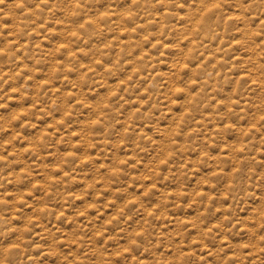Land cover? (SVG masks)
I'll list each match as a JSON object with an SVG mask.
<instances>
[{
	"label": "clouds",
	"instance_id": "obj_1",
	"mask_svg": "<svg viewBox=\"0 0 264 264\" xmlns=\"http://www.w3.org/2000/svg\"><path fill=\"white\" fill-rule=\"evenodd\" d=\"M208 2L217 7L204 14ZM7 19H12L13 26L5 23ZM18 20L22 23L17 24ZM41 25L46 33L50 26L69 45L59 64L56 48L41 51L32 35ZM5 29L14 34L11 41ZM124 29L127 42L121 44L119 33ZM189 36L198 41L191 52L181 45ZM260 36H264V0H0V49L4 50L0 52V107L7 103L4 85L19 79L20 60L29 73L40 71L50 85L41 88L33 75L31 84L17 86L21 98L25 94L33 97L35 110L26 112L29 121L43 117L47 123L50 118L55 125L51 133H38L29 140L33 150L28 153L17 151L8 158L0 150V264H44L45 252L55 256L57 264H77L78 257L81 264H113L111 258L105 260L109 248L97 240L96 233L103 236L107 232L104 239L115 238L117 229L125 234L127 247L136 256L133 262L122 253L123 264H141L142 258L147 264H161L162 257L168 259L165 248L172 250L175 260L182 252L177 237L185 240L188 226L177 219L166 231L164 217L169 213L186 215L189 207L196 213L191 227L197 229L201 245H211L215 251L211 260L208 255H193L185 257L183 264H226L229 251L236 259L227 264H264V255L247 259L242 248L231 244L232 238L239 237L240 228L247 226L245 235L252 250L264 249V193L255 203L256 189L264 188V40H259ZM113 38L115 42L106 49L100 47ZM234 39H240L241 48H231ZM221 40L225 41L219 49L222 62H204L202 54L212 52L215 56L212 46ZM165 47L176 51L165 54ZM75 49H82V54L69 56ZM146 50L148 55H144ZM237 53L247 58L235 61ZM165 55L172 67L161 72ZM96 58L104 63H91L97 70L88 74L81 64ZM129 61L138 68L131 80L126 79ZM184 66H189L186 71ZM240 72L249 78L237 82ZM119 79H124L123 86L109 85L110 80ZM253 79L255 87L250 83ZM57 84L60 90L53 92ZM100 88L106 91H96ZM142 90L145 96L140 95ZM90 92L96 95L92 97ZM80 100L84 103L77 104ZM90 101L87 123L81 124L78 117ZM20 123L23 126L24 120ZM73 126L80 128L78 147H73ZM6 127L12 129L10 141L22 130L0 117V133ZM27 127L32 128V123ZM221 147L227 148L226 156ZM46 156L53 158L61 173V178L51 183L49 178L56 172ZM141 161L146 162L143 168ZM16 164L23 166L22 172L13 168ZM78 172L94 177L89 191L80 192L92 196L91 207L99 211L107 206L96 199L98 195L105 201L111 196L116 202L115 215L109 219L111 229L97 227L84 208L71 216L72 230L65 232L69 217L63 213L77 207L76 194L70 193ZM145 177L151 178L153 186L161 184L162 190L151 191ZM38 179L47 187H29V192L40 193L32 196L31 213L26 211V200L18 203L23 192L16 191L8 199L9 183L30 186ZM96 180L109 189L107 195L97 188ZM205 183L208 191L199 194ZM130 185L147 190L135 204L131 203L134 194L129 192ZM169 188L174 189L171 196ZM153 198L156 208L148 216ZM193 200L195 206L188 203ZM249 201L253 207L245 219L241 210ZM80 215L89 223L81 222ZM130 216L135 224L132 231ZM61 237L66 245L60 244Z\"/></svg>",
	"mask_w": 264,
	"mask_h": 264
},
{
	"label": "rangeland",
	"instance_id": "obj_2",
	"mask_svg": "<svg viewBox=\"0 0 264 264\" xmlns=\"http://www.w3.org/2000/svg\"><path fill=\"white\" fill-rule=\"evenodd\" d=\"M217 7L216 4L208 2L206 7L204 8V13L205 14H209L213 11V9H215ZM228 19H232V17H228ZM88 21L86 20L85 23H87ZM6 24H8L9 26H13V21L12 19H7L5 21ZM22 23V21H17V24ZM227 23V21H226ZM43 25H41V29L39 32H36L35 30H33V37L36 41V43L38 44V47L41 51H48L50 50L52 47H55L57 52L56 55L58 57L57 59V63L59 64L61 62V53L69 48V45L65 44L63 42V40L59 37L56 36L50 26H49V32L46 33L43 31ZM195 31V29H194ZM5 34L8 35L9 40L11 41L13 39V33L9 30V29H5ZM49 35H52V39H49ZM120 37H121V44L126 43V36H127V30H121V32L119 33ZM74 38V37H72ZM191 39V43H188V40ZM259 40H264V36H260L258 37ZM115 40L113 38V40L109 41L108 45H100V47L102 49H106L110 44L114 43ZM170 43L169 42H166ZM225 41L221 40L219 42V44H214L212 47L216 49V55L213 56L212 52H207L202 54V60L204 62L207 61H214L215 63L219 64L222 62V60L224 59L222 53L219 51V49L224 45ZM198 44V41L194 38H192L191 36H189L188 38L184 39L183 41H181V45H187L188 51L191 52L193 48H195ZM25 46H27V44H25ZM95 47V44L93 45ZM158 46V42L154 43L152 45V49L153 51L155 50V47ZM231 48L233 50L235 49H239L241 48V41L240 39H234L231 42ZM3 49H0V52H3ZM168 51H172L175 52L176 48L172 47H165L164 52L165 54L168 53ZM20 49H17V54L19 55ZM83 52L82 49H75L74 52L73 51H69V56L76 54V55H81ZM149 53L147 52V50L145 51L144 55H148ZM205 57L207 58V60H205ZM247 57L237 53L236 56L234 57L235 61H240V60H244ZM91 63H95L96 65H101L104 63L103 60H100L99 58H96L93 61H84L81 64V67L83 69L87 70L88 74H91L92 72L96 71V68H92L89 65ZM17 64L20 65V67L16 70V76L19 77L18 80L16 81H10L9 83L4 85L3 88V92L7 93L6 96V100L7 103L3 106L0 107V117H3L5 120H10L12 122V124L15 126L16 129L20 130L16 133L15 137L13 138L12 141H10V137H13V133H12V129L6 127L5 130L0 133V150L4 151V155L7 156L8 158H13L15 156V153L17 151H22L24 153H28L30 151L33 150V145L31 143H29V140L34 137L37 136L38 133L39 134H48L51 133L54 129H55V125L52 123V120L49 118L47 123H45V120L43 117H36L34 119H32L31 121H29L26 112L27 111H34L35 108L33 106L32 103V98L30 96V94H25L23 96V98H21V93L17 90V86H23V84L26 82L28 84L32 83V79H33V75L36 77V79L39 82V85L41 88L45 87L46 85H49V82L46 81L45 79L42 78V73L40 71L35 72L34 74L29 73L27 71V67L21 63L20 60H17ZM170 63H168L167 59H166V55L165 58L162 59V62L160 64V71L161 72H166L170 66ZM31 66V61L28 62V67ZM127 67L129 69L128 74L126 79L131 80L135 74L138 72V68L132 66V62L129 61L127 64ZM189 66H186V68H188ZM195 67H199V65H196ZM53 71H55V68L52 69ZM7 75H8V69H5V79H7ZM248 74L246 72H240L239 75L237 77H235V79L237 80V82H239L240 80H245L248 79ZM64 79H70L69 77H65ZM141 79H143V76H141ZM251 86L255 87L257 84V81L255 79L251 80ZM109 85L114 86V87H120L124 85V79H119V80H110L109 81ZM50 86V85H49ZM60 90V86L59 84H57L54 88H52L53 92H58ZM96 91L100 92V93H104L106 91L105 88H100L97 89ZM227 91V90H226ZM68 94L71 95L72 94V90L68 89L67 90ZM112 93H109V95H111ZM90 96L94 97L96 95V92H90L89 93ZM141 96H145L146 92L145 91H141L140 92ZM218 100L220 99L219 97L217 98ZM0 103H3V101H0ZM84 103L83 100L77 101V104H81ZM91 101L87 104H84V109L82 114L78 117L81 124H86L87 121L85 120V116L88 114V108L91 107ZM133 103H136V101H133ZM141 107H143V104L140 105ZM173 107H175V105H173ZM20 119L24 120V125L22 126L20 123ZM60 121V117L57 116V122ZM28 123H32L33 127L32 128H28L27 124ZM93 123H95V121H93ZM72 131V136L74 141H76V143L73 145V147H78L79 146V141H80V128L77 126H73V128L71 129ZM20 137H26L27 139H20ZM13 142H14V147H13ZM232 143H235V141H232ZM64 149L62 148L61 151H63ZM220 152H223L225 154V156L227 155V148L226 147H221ZM220 152H217L216 155H219ZM69 155H71L72 153L69 152ZM93 155H95V150H93ZM262 159H264V157H261ZM25 159H27V157L25 156ZM46 162L52 164L53 166V171L56 172V176L55 177H50L49 178V182H54L57 181L61 178V173H60V169L58 166L55 165V162L53 160V158L51 156H46ZM85 167H87V158L84 159L83 161ZM100 163H104L103 161H100ZM141 168L146 166V162L145 161H141L140 165ZM13 168L17 171V172H22L23 171V166L20 164H16L13 165ZM194 171H198V170H194ZM9 174L10 171H9ZM35 175V173H34ZM66 175V174H65ZM94 177L91 176L88 173H77L76 175L73 176V180H72V192L70 193V195H72L73 193L76 194V208L74 209H65L63 215L64 216H68L69 220L66 221L65 224V232L71 231L72 230V224H71V216L75 213L81 212L84 208H87V216L92 217L95 222H96V226L99 227L100 225H105L108 229L112 228V225L109 223V219L111 217H113L115 215V212L113 210L114 205L116 202H114L111 198V196H108V199L105 201L104 200V196L103 195H98L96 197V199H98L102 205H107V206H103L100 208V210L98 211L96 208L91 207V201H92V196L88 195V196H82L80 195V192H88L90 189V185L91 182L93 181ZM87 181V182H86ZM145 183L148 184L149 189L153 192H158L159 190H162V185L161 184H157L155 186H153L151 184V178L150 177H145ZM193 183H194V177H193ZM264 183V182H262ZM102 185V180H96V186L97 188L100 189L101 193H104L105 195H107V193L109 192V189L101 187ZM29 187H47V185H43L41 183V181L38 179L36 180L32 185H27L26 183H20V184H12L9 183L8 184V199L11 200L13 198V194L16 191H21L24 193V197L18 199V203L19 204H23L25 202V200L28 202V207L26 209V211L28 213H31L33 211L32 208V196L36 195L39 196L40 193H31L29 192ZM187 187V186H185ZM215 187V186H213ZM147 190L141 186V185H135L129 186V192L133 193V198L131 200L132 204L137 203V198L142 194L145 193ZM174 189L169 188L168 189V194L169 196L172 195ZM208 191V185L207 183L204 184V186L200 189V193L199 194H203L205 192ZM264 193V188H260L258 187L256 189V197H255V203L259 202V197L260 195ZM214 198V195L213 197ZM122 203V202H121ZM145 203H148L147 197L145 198ZM189 204H191L192 206H195V201H189ZM183 206V204L181 205ZM253 207V201H249L245 206L244 209L241 210V215L245 218L248 219L249 216L251 215V213L248 211V209ZM156 208V203H155V199L153 198L152 201V207L147 209V215L151 216L153 214L154 209ZM41 211H43V207L40 209ZM117 211L120 209H116ZM185 213H181L180 216H176L173 215L172 213H169L167 216L164 217V225H165V230H170L172 227H174V221H176L177 219H180V221L188 226L187 227V233H186V239L183 240L182 242L180 241V238L177 237V242H178V246L180 248H182V252L176 256L175 260H173V252L171 249L169 248H165L163 250V253L168 257L167 260H164L163 257L161 259V264H183L184 262V258L185 257H191L193 255H197V256H202V255H208V259L211 260L212 255L214 254L215 249L209 245V246H202L201 245V241L198 239V233H197V229L194 227H191L192 224V218L195 217L196 213L193 212L191 210V207L186 208L185 209ZM59 213H57V216L59 217ZM217 215H219V212L217 213ZM33 220H38V217H32ZM79 219L81 222L88 224L89 222L85 219V215H80ZM134 217H128V223L132 225V228L129 229V231H132L135 228V224H132ZM157 219L159 220L160 218L157 217ZM16 223H20V221H15ZM140 221L136 220V223L138 224ZM79 226V225H77ZM49 227H54V224H50ZM125 227H127V225H125ZM212 227H215V221L213 222ZM39 231V229H38ZM249 232V229L247 226L240 228L239 231V237H234L231 240V244L233 247H240L243 249L244 254L246 255L247 259H251L252 256L254 255H264V249H257L256 251L252 250V247L248 244V236L245 235L246 233ZM103 236H108V233L105 232L103 234ZM103 236L101 235L100 232L96 233V238L97 240H101L103 244L107 245L109 248V252L104 254V258L105 260H108L109 258H111L113 264H123V260H122V253L123 256H131L132 257V261L134 262L136 259V256L132 253L131 249L127 247V240L125 239V234L123 232H121L119 229L116 230V233L114 234V237H109L108 239H104ZM189 243L192 245V247H189ZM224 243H228L227 240L224 241ZM60 244L61 245H66L67 241L61 237L60 240ZM77 247V245L75 243L72 244V248L75 249ZM65 251H67V248L65 247ZM225 251H229L228 249H225ZM87 255V254H86ZM43 262L44 264H57L56 261V257L55 256H50L49 253L45 252L43 255ZM232 259H236V257L233 255V253L231 251H229V254L226 258V264L228 260H232ZM77 264H81L79 257L77 258ZM141 264H147L146 259L142 258L141 259ZM246 264V261H245Z\"/></svg>",
	"mask_w": 264,
	"mask_h": 264
},
{
	"label": "bare ground",
	"instance_id": "obj_3",
	"mask_svg": "<svg viewBox=\"0 0 264 264\" xmlns=\"http://www.w3.org/2000/svg\"><path fill=\"white\" fill-rule=\"evenodd\" d=\"M204 14H205V13H204ZM193 31H194V29H193ZM205 60H207L206 57H205ZM169 66L172 67L171 64H169ZM183 70H185V71L187 70L186 66H184V69H183Z\"/></svg>",
	"mask_w": 264,
	"mask_h": 264
}]
</instances>
